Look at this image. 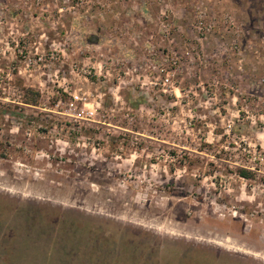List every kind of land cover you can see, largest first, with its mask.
Wrapping results in <instances>:
<instances>
[{
    "label": "rangeland",
    "instance_id": "1",
    "mask_svg": "<svg viewBox=\"0 0 264 264\" xmlns=\"http://www.w3.org/2000/svg\"><path fill=\"white\" fill-rule=\"evenodd\" d=\"M0 264H264V0H0Z\"/></svg>",
    "mask_w": 264,
    "mask_h": 264
},
{
    "label": "trees",
    "instance_id": "2",
    "mask_svg": "<svg viewBox=\"0 0 264 264\" xmlns=\"http://www.w3.org/2000/svg\"><path fill=\"white\" fill-rule=\"evenodd\" d=\"M239 175L243 179H249V177L251 176V172H249L248 170H240Z\"/></svg>",
    "mask_w": 264,
    "mask_h": 264
}]
</instances>
